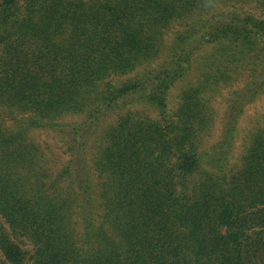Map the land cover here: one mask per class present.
Wrapping results in <instances>:
<instances>
[{"label":"trees","instance_id":"obj_1","mask_svg":"<svg viewBox=\"0 0 264 264\" xmlns=\"http://www.w3.org/2000/svg\"><path fill=\"white\" fill-rule=\"evenodd\" d=\"M261 98L264 0H0V264H264Z\"/></svg>","mask_w":264,"mask_h":264},{"label":"rangeland","instance_id":"obj_2","mask_svg":"<svg viewBox=\"0 0 264 264\" xmlns=\"http://www.w3.org/2000/svg\"><path fill=\"white\" fill-rule=\"evenodd\" d=\"M247 8V7H246ZM249 9V8H247ZM181 87H177L172 95V106L177 105L179 102V94ZM219 111L223 108V105L219 106ZM222 115V114H221ZM264 127V98H261L254 103L245 115L242 117L238 127V138L235 148L233 163L240 159L244 149L248 146L249 140L254 133L255 128ZM52 148L57 150L60 146L59 138H49ZM58 152V151H57ZM59 168V167H58Z\"/></svg>","mask_w":264,"mask_h":264}]
</instances>
